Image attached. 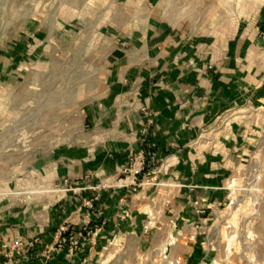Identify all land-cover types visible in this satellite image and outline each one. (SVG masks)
Masks as SVG:
<instances>
[{
    "label": "crops",
    "instance_id": "0c3cea01",
    "mask_svg": "<svg viewBox=\"0 0 264 264\" xmlns=\"http://www.w3.org/2000/svg\"><path fill=\"white\" fill-rule=\"evenodd\" d=\"M91 1L97 5L85 11L83 27L68 28L74 58L89 60L84 72L89 75L85 90L90 94L82 110L91 128L66 136L51 152L48 168L53 180L69 176L82 189L68 190L50 207L26 204L13 209L11 198L0 196V232L41 240L26 248L27 264H121L124 250L142 249L139 241L145 239L139 236L152 235L147 244L151 248L171 228L176 230L175 219L199 220L195 214H205L218 197L214 189L224 186L220 171L232 169L234 156L245 148L246 123L234 116L236 109L264 102L262 13L241 32L232 23L223 36L205 37L192 33L193 18L183 14L182 0ZM59 30L52 24L23 34L19 57L12 45L0 55L2 71L11 72L6 63L13 58H58L54 51ZM70 101L75 103V93L68 95L67 106ZM210 129L216 131V140L208 150L200 138ZM141 149L161 162L159 176L167 170L174 174L166 179L173 182L102 183ZM36 164L42 172L44 161ZM91 170L98 177L75 180ZM162 184L179 190L153 196L166 208L151 214L148 206H141L152 201L145 188ZM88 198L92 208L84 201ZM154 215L161 220L149 229L146 221ZM62 225L67 231L58 242ZM191 227L186 224L181 235L193 232ZM0 264H10L1 244Z\"/></svg>",
    "mask_w": 264,
    "mask_h": 264
},
{
    "label": "rangeland",
    "instance_id": "374dc122",
    "mask_svg": "<svg viewBox=\"0 0 264 264\" xmlns=\"http://www.w3.org/2000/svg\"><path fill=\"white\" fill-rule=\"evenodd\" d=\"M181 4L183 14L193 18L191 23L186 18V23L191 24L192 33L197 36H223L228 31V24L231 26L232 23L241 32L260 13L264 15V0H182ZM96 5L91 0H0V55L12 45L14 55L19 57V39L36 28H49L56 24L61 34L59 47L54 51L58 58H13L11 63H6L10 73L2 71L4 61L0 58V196L11 198L13 209L26 204L50 207L68 190L82 189L69 176L53 180L48 168L51 152L67 140L66 136H77L91 128L84 121L82 110L90 94L85 90L89 75L84 72L89 60L74 58L76 52L69 45L68 28L73 24L83 27L85 11L90 12ZM262 32L264 27L260 28L259 34ZM49 33L47 40L51 45L52 33ZM83 35L82 31L78 38H83ZM258 61L261 62H254ZM261 63L264 64V60ZM73 93L75 103L70 101V106H67V97ZM236 110L234 116L246 123L247 140L244 141L245 148L234 156L232 169L220 171L224 186L214 189V196L221 198L211 200L205 214H195L199 216L197 221L182 219L181 223L175 219L173 227L176 224V230L171 228L154 247L147 248L152 235L139 236V239H145L139 241L142 249L138 252L124 250L121 264H166L165 251L170 255L169 259L182 256L181 264H214L215 259L217 264H264V102L255 106H239ZM226 122L227 119L223 127ZM215 132L213 129L204 131L200 138L204 148L212 149ZM134 154L121 166L118 174L104 176L102 183L126 186L128 179L156 186L157 182H173V179L166 180L174 175L170 170L159 176L161 162L158 163L148 153L141 172L135 175L125 171ZM41 160L44 161L42 172L37 171L36 164ZM37 173H43V177ZM188 173L195 175L196 172ZM94 177L98 176L91 170L75 180L86 181ZM26 178L30 180L27 182ZM233 179L235 188L229 186ZM145 190L152 203L144 202L141 206H148L151 214H159L158 211L163 212L166 204L160 207L153 196L164 192L172 195L179 189L162 184ZM84 201L93 207L91 198ZM197 205H200L199 201ZM159 220L156 215L154 219H148L149 229ZM186 224L192 226L193 232L181 235ZM58 230V242H62L63 231L67 229L62 225ZM37 243H41L38 236L27 240L20 234L5 237L0 232V244L10 264H27L26 248Z\"/></svg>",
    "mask_w": 264,
    "mask_h": 264
},
{
    "label": "built area",
    "instance_id": "2783aa9c",
    "mask_svg": "<svg viewBox=\"0 0 264 264\" xmlns=\"http://www.w3.org/2000/svg\"><path fill=\"white\" fill-rule=\"evenodd\" d=\"M147 153L145 149L139 150L137 153H135L132 158L130 159V162L128 163V166L125 167V171H130L133 174H138L143 170L145 162H146V157ZM19 243V240L16 241V244ZM20 250V249H19ZM167 250V249H166ZM169 254L165 251L164 258L167 260L166 264H181L183 262L182 256H177L173 259H169ZM21 264H24L22 262Z\"/></svg>",
    "mask_w": 264,
    "mask_h": 264
},
{
    "label": "bare ground",
    "instance_id": "6f19581e",
    "mask_svg": "<svg viewBox=\"0 0 264 264\" xmlns=\"http://www.w3.org/2000/svg\"><path fill=\"white\" fill-rule=\"evenodd\" d=\"M235 180L233 179L232 181H230V183H229V186L230 187H232V188H235V182H234ZM234 191V190H233ZM237 199V198H236ZM170 235V234H169ZM218 263V261H217V259H215L214 260V264H217Z\"/></svg>",
    "mask_w": 264,
    "mask_h": 264
}]
</instances>
